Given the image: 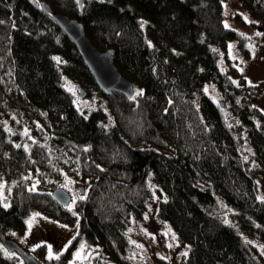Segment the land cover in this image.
<instances>
[{
	"label": "trees",
	"instance_id": "trees-1",
	"mask_svg": "<svg viewBox=\"0 0 264 264\" xmlns=\"http://www.w3.org/2000/svg\"><path fill=\"white\" fill-rule=\"evenodd\" d=\"M46 1L111 51L134 95H104L37 3L0 0V232L23 233L27 216L40 213L78 226L57 257L38 246L40 264H69L74 249L93 246L91 264H140L125 227L157 195L158 218L189 245L181 264H264L256 182L264 175V114L257 88L228 60L226 70L219 66L231 41L248 53L223 25V0H82L81 9L77 0ZM239 1L263 25L264 54V0ZM65 78L98 105L80 110ZM207 83L221 101L205 93ZM85 178L92 181L74 208L54 202V188ZM0 264L16 261L0 251Z\"/></svg>",
	"mask_w": 264,
	"mask_h": 264
},
{
	"label": "rangeland",
	"instance_id": "rangeland-1",
	"mask_svg": "<svg viewBox=\"0 0 264 264\" xmlns=\"http://www.w3.org/2000/svg\"><path fill=\"white\" fill-rule=\"evenodd\" d=\"M32 1L38 4L39 0ZM222 9L223 25L237 32L243 40L242 48H245L248 53L246 55L242 54L238 40L231 41L228 43L226 51H220L219 53V66L222 70H226L228 67L226 60H228L230 64L236 67L238 78H243L247 84L257 88L255 105L264 114V54L259 50L262 31L258 28L263 29V25L248 13L239 0H223ZM236 15H239L240 18H237ZM64 84L73 94L75 105L80 110H89L98 105L96 97L87 96L83 86L68 78L64 79ZM207 84L205 93L211 96L214 101H221L220 94L215 86L211 83ZM80 88L84 91L82 97L79 96ZM243 138L246 154L248 153L247 157L251 154L252 146L246 131L243 132ZM91 181L92 178H85L81 181L70 179L63 186L71 196L69 209L74 208L75 202L84 195V191L80 193L78 188L82 187L87 192ZM256 182L258 184V199H264V175H257ZM3 187V184H0L1 199L6 198ZM157 200V195H154L144 216L139 220L131 218L125 227V232L131 244V256L140 264H157L160 259H165L168 264H181L187 254L189 245L179 242L173 228L158 218L156 213ZM77 228V225H66L43 214L31 213L26 218V230L23 233L7 232L5 235L8 239L14 240L19 246L24 247L27 254L32 253L35 255L34 250L38 246L45 245V257L55 258L66 250L76 234ZM3 249L0 242L1 254L4 257L15 259L16 264H22L15 253H8ZM97 249V246L90 247L87 250L74 249L69 264H91L92 257L97 253ZM39 261L44 263V257L39 258Z\"/></svg>",
	"mask_w": 264,
	"mask_h": 264
},
{
	"label": "water",
	"instance_id": "water-1",
	"mask_svg": "<svg viewBox=\"0 0 264 264\" xmlns=\"http://www.w3.org/2000/svg\"><path fill=\"white\" fill-rule=\"evenodd\" d=\"M38 5L44 13L51 15L64 34L75 44L94 78L96 86L104 95L110 96L117 93L128 99L133 97V83L113 63L111 51L95 46L87 35L84 25L77 18L54 10L46 0H40ZM78 5L81 9L82 0H78ZM258 28L262 30L261 27ZM79 92V96H84L82 88ZM78 190L83 193L82 187H79ZM51 196L54 202L60 206L67 207L70 204L71 196L63 187L54 188ZM7 202L8 200H5L4 204ZM0 242L9 253L15 252L22 258L25 264H39L36 259L27 255L14 240L6 238L2 232H0Z\"/></svg>",
	"mask_w": 264,
	"mask_h": 264
},
{
	"label": "flooded vegetation",
	"instance_id": "flooded-vegetation-1",
	"mask_svg": "<svg viewBox=\"0 0 264 264\" xmlns=\"http://www.w3.org/2000/svg\"><path fill=\"white\" fill-rule=\"evenodd\" d=\"M39 1H40V0H39ZM39 1H38V2H39ZM20 247H21V246H20ZM21 248H22V250L24 249V251H25V248H24V247H21ZM25 253H26V252H25ZM28 255L32 256V257H33L34 259H36L39 263H41L36 255H34V254H32V253H30V254H28ZM18 258H19L18 260H19L20 263H22V264L24 263V264H25V262L23 261L22 258H20L19 256H18Z\"/></svg>",
	"mask_w": 264,
	"mask_h": 264
},
{
	"label": "snow or ice",
	"instance_id": "snow-or-ice-1",
	"mask_svg": "<svg viewBox=\"0 0 264 264\" xmlns=\"http://www.w3.org/2000/svg\"><path fill=\"white\" fill-rule=\"evenodd\" d=\"M138 95H140V94H142V93H137ZM81 198H83V197H81ZM81 247H83V246H81ZM77 255H79V253H77Z\"/></svg>",
	"mask_w": 264,
	"mask_h": 264
},
{
	"label": "bare ground",
	"instance_id": "bare-ground-1",
	"mask_svg": "<svg viewBox=\"0 0 264 264\" xmlns=\"http://www.w3.org/2000/svg\"><path fill=\"white\" fill-rule=\"evenodd\" d=\"M16 233V232H15Z\"/></svg>",
	"mask_w": 264,
	"mask_h": 264
}]
</instances>
